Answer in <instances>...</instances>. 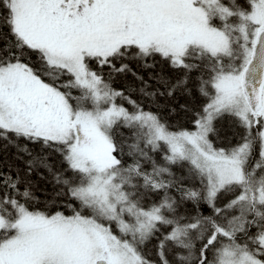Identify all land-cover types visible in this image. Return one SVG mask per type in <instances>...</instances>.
<instances>
[{
	"label": "snow or ice",
	"instance_id": "snow-or-ice-1",
	"mask_svg": "<svg viewBox=\"0 0 264 264\" xmlns=\"http://www.w3.org/2000/svg\"><path fill=\"white\" fill-rule=\"evenodd\" d=\"M0 148V264H264V0H0Z\"/></svg>",
	"mask_w": 264,
	"mask_h": 264
},
{
	"label": "trees",
	"instance_id": "trees-1",
	"mask_svg": "<svg viewBox=\"0 0 264 264\" xmlns=\"http://www.w3.org/2000/svg\"><path fill=\"white\" fill-rule=\"evenodd\" d=\"M14 149L9 148L7 150H4L0 148V160H7L11 161L12 156H13ZM49 191H51V186H48ZM38 195H41V193H37Z\"/></svg>",
	"mask_w": 264,
	"mask_h": 264
}]
</instances>
